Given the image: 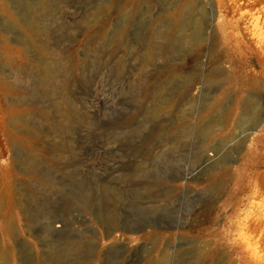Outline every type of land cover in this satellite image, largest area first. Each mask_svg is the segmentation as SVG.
Segmentation results:
<instances>
[{
  "label": "rangeland",
  "instance_id": "374dc122",
  "mask_svg": "<svg viewBox=\"0 0 264 264\" xmlns=\"http://www.w3.org/2000/svg\"><path fill=\"white\" fill-rule=\"evenodd\" d=\"M218 1L0 0V264H264V0Z\"/></svg>",
  "mask_w": 264,
  "mask_h": 264
},
{
  "label": "bare ground",
  "instance_id": "6f19581e",
  "mask_svg": "<svg viewBox=\"0 0 264 264\" xmlns=\"http://www.w3.org/2000/svg\"><path fill=\"white\" fill-rule=\"evenodd\" d=\"M224 1V0H223ZM229 3V9L231 13V1L235 4L237 3L238 0H227ZM248 0H244V2L246 3ZM241 2V1H240ZM191 4H193V1L187 2V5L190 6ZM218 4L223 7L224 5L220 2V0L218 1ZM225 4V3H224ZM234 6V5H233ZM223 9V8H222ZM178 12H180L179 9H176ZM228 10V9H227ZM226 12V11H225ZM224 12V13H225ZM208 16L212 17L213 16V10L211 9L210 11H208ZM224 16V15H223ZM230 24L229 22L226 21H220L219 24L217 25L219 28H223L225 25ZM183 26V25H182ZM191 32H192V38L194 41V44H196V47L194 48V51H196L195 53H199V48H200V41H201V32H202V28H200V26L198 25V21L197 19H194L192 22V28H191ZM204 34V33H203ZM254 106V101L251 98H247L243 103H242V115H244L247 111L253 109ZM255 107V106H254ZM256 109V108H255ZM258 113V112H257ZM254 114V113H252ZM258 115V114H257ZM260 115L258 116H252V118L250 117V122H248V124L250 125V128L254 127L257 124V120L259 119ZM221 122H212L210 125L204 126V130L207 131L209 128H212L214 126H218L220 125ZM259 212V211H258ZM261 216V215H260ZM260 216L257 217H250V219L246 218L241 220L240 222H238V227L240 231H251L253 233H258V234H262L264 232V222H263V218L261 219ZM201 257V256H200ZM197 260V259H196Z\"/></svg>",
  "mask_w": 264,
  "mask_h": 264
}]
</instances>
